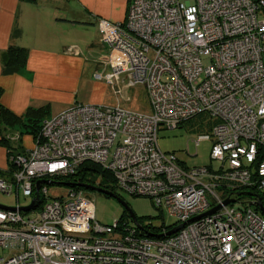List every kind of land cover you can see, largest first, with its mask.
Here are the masks:
<instances>
[{
    "label": "built area",
    "instance_id": "obj_1",
    "mask_svg": "<svg viewBox=\"0 0 264 264\" xmlns=\"http://www.w3.org/2000/svg\"><path fill=\"white\" fill-rule=\"evenodd\" d=\"M98 25L109 56L95 79L144 87L150 112L76 104L44 121L32 149L11 157L17 170L0 176V192L32 198L0 207V264H264V0H131L125 23ZM202 116L211 128L196 142L212 141L218 169L189 168L159 146L161 129ZM85 163L177 224L102 225L81 184L49 194Z\"/></svg>",
    "mask_w": 264,
    "mask_h": 264
},
{
    "label": "crops",
    "instance_id": "obj_2",
    "mask_svg": "<svg viewBox=\"0 0 264 264\" xmlns=\"http://www.w3.org/2000/svg\"><path fill=\"white\" fill-rule=\"evenodd\" d=\"M130 2L131 0H39L36 3L27 0H0V89L3 90L4 107L17 116H23L31 108L49 106L51 118L54 117L51 115V107L55 103L62 104L66 111L76 104H84L83 101L87 98L85 90H89V104L120 106L133 110L122 103L131 102L130 97L126 98L122 90H119L120 94L115 98L116 95L111 93L113 90L118 92V89H114L105 80H96L94 77L109 56V50L102 43L99 20L125 23ZM16 27L22 30V35L13 39ZM12 44L27 48L29 61L21 73L4 76L3 55ZM71 49L77 54L68 52ZM117 100L118 103L115 102ZM8 133L7 140L10 139ZM23 144L25 146L20 148L13 144L9 147L0 144L1 177H8L12 156L32 149L34 138L24 136ZM10 146L17 152L10 155Z\"/></svg>",
    "mask_w": 264,
    "mask_h": 264
},
{
    "label": "rangeland",
    "instance_id": "obj_3",
    "mask_svg": "<svg viewBox=\"0 0 264 264\" xmlns=\"http://www.w3.org/2000/svg\"><path fill=\"white\" fill-rule=\"evenodd\" d=\"M181 1L186 2L188 0ZM190 1L193 2L195 0ZM113 88H117L120 91L122 90V92L126 95V98L127 96L130 97L131 102L122 103L126 104L127 107L133 109V111L143 113L150 112L149 98L144 87L138 86L130 90L128 84L120 86L116 84L113 86ZM85 92H87V98H85L83 102L84 105H89L90 102L87 101L91 96V91L85 90ZM117 94L120 93H115L114 90L111 93V95H116L115 98H118ZM115 102L118 103V100ZM63 111H65V109L62 108V104L60 103H55L51 107V115L54 117L62 113ZM210 128L211 124L209 123L208 118L206 116H202L191 120L179 129H161V131L159 132V146L163 152L176 153L179 160L189 168L212 166L215 169H218L221 166V162L211 159L212 141L202 140L199 143L196 142L198 141L199 136L207 133ZM30 131L31 130L29 129V127H25L23 124L21 126L18 125L10 128L8 133L10 137L9 145L13 144L14 147H16L17 145L19 146V148L25 146L23 144V138L24 136L30 135ZM0 144L4 145L5 143H2L0 141ZM11 166V169L17 170V166H14L12 164ZM107 172L113 175L111 171ZM96 178L97 177H95V180H97L99 183L104 182L105 184H107V186L109 187V191L114 193L120 199L119 200L104 193H98L84 188L85 192L94 201L96 219L102 225L112 226L117 220L122 221L123 218V222L129 223V225H136L134 220L132 219L131 212L143 227H149L153 231V233H156V229H159L161 227L169 228L174 227L177 224V220L169 214L166 208H164L163 210L158 209L150 198L132 196L116 188V186L114 187V185L110 181H104L103 179H101V177H98L97 179ZM69 190V186L53 185L50 186L49 194L52 197H56L59 195L64 196L67 195ZM31 202V197L26 198L22 194H20V196L18 197L15 193L8 195L0 192L1 206L15 208L18 203H20L21 206H27L30 205ZM123 203L126 204L131 212L126 209ZM235 207L239 208L240 205L236 204ZM158 233L163 232L161 231ZM5 255L6 253H4L0 249V257H3Z\"/></svg>",
    "mask_w": 264,
    "mask_h": 264
},
{
    "label": "trees",
    "instance_id": "obj_4",
    "mask_svg": "<svg viewBox=\"0 0 264 264\" xmlns=\"http://www.w3.org/2000/svg\"><path fill=\"white\" fill-rule=\"evenodd\" d=\"M27 1L37 3L39 0H27ZM21 35H22V30L19 27H16L13 32L12 38L18 39L21 37ZM28 61H29V50L25 47H20V46L12 44L3 55L2 74L4 76L17 75L26 69L28 65ZM2 97H3V90L0 89L1 142L5 143L4 145L9 147V144H8L9 140L6 139L8 129L13 128L18 125L21 126L22 124L25 127H29V129L31 130L30 131L31 133L29 132L30 136L34 138V141L37 140L40 136L44 121L50 118L49 117L50 107L45 106L39 109L31 108L26 112L25 115L17 116L14 113H12L10 110H8L6 107H4V105L2 104ZM14 151L15 149H13L10 146L9 154L11 155ZM10 167L12 168V166ZM95 177L97 178L101 177V179L107 182L108 181H110L111 183L115 182L112 175L109 174V172H106L102 170L99 166L95 164H91V163L83 164L75 175L67 177L65 179L59 178V179H56L55 181L68 183V184H73L74 182H77V184H85V185H92V186L101 185L103 188L109 190V187L107 186V184H105L104 182L99 183L97 180H95ZM250 190L252 189L243 188L242 191L244 192L242 194L246 192H249V193L253 192V191L250 192ZM259 197L262 203L264 204V195L259 194ZM123 221H124V218L122 219L121 222ZM165 228L166 227H161L159 229H156L157 230L156 233L161 232Z\"/></svg>",
    "mask_w": 264,
    "mask_h": 264
},
{
    "label": "water",
    "instance_id": "obj_5",
    "mask_svg": "<svg viewBox=\"0 0 264 264\" xmlns=\"http://www.w3.org/2000/svg\"><path fill=\"white\" fill-rule=\"evenodd\" d=\"M44 182H39L38 185L40 186L41 184H43ZM45 183H52V182H46ZM61 185H64V186H71L73 184H61ZM80 187L82 188H86L87 190H91V191H95V192H98V193H104L110 197H113V198H116V199H119L114 193H112L111 191L107 190V189H104V188H99L97 186H92V185H85V184H81ZM249 196H252V194H247ZM120 200V199H119ZM232 203H235V200H228L225 202V205H229V204H232ZM39 204V200L36 199L35 201H33L32 205L31 206H28V207H22L20 208L22 211H26V212H29L31 210H33L37 205ZM123 205L126 207V209L128 211H130V209H128V207L126 206V204L123 203ZM0 207L2 208H5V209H10V210H16V208H11V207H5V206H1ZM258 207L260 208V211L262 213V215L264 216V204L262 202L258 203ZM220 207L208 212L207 214H205L204 216H207V215H211L213 213H215ZM131 212V211H130ZM131 216H132V219L134 220L136 226L139 228V229H142L143 227L141 226V224L139 223L138 219L134 216V214L131 212ZM184 227V225L182 226H179V227H176L174 228L173 230H171L170 232H168L167 234H164V235H160L159 237H166V236H172L176 233H178L182 228ZM153 236V235H152Z\"/></svg>",
    "mask_w": 264,
    "mask_h": 264
},
{
    "label": "flooded vegetation",
    "instance_id": "obj_6",
    "mask_svg": "<svg viewBox=\"0 0 264 264\" xmlns=\"http://www.w3.org/2000/svg\"><path fill=\"white\" fill-rule=\"evenodd\" d=\"M97 187H99V188H103L101 185H97ZM105 189V188H104Z\"/></svg>",
    "mask_w": 264,
    "mask_h": 264
}]
</instances>
